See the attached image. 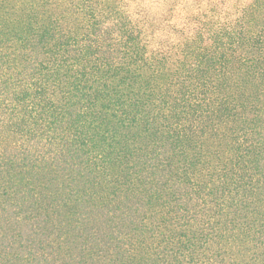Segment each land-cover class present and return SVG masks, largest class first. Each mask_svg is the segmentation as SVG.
Here are the masks:
<instances>
[{
	"label": "trees",
	"instance_id": "trees-1",
	"mask_svg": "<svg viewBox=\"0 0 264 264\" xmlns=\"http://www.w3.org/2000/svg\"><path fill=\"white\" fill-rule=\"evenodd\" d=\"M81 1L0 0V264H264V0Z\"/></svg>",
	"mask_w": 264,
	"mask_h": 264
},
{
	"label": "rangeland",
	"instance_id": "rangeland-1",
	"mask_svg": "<svg viewBox=\"0 0 264 264\" xmlns=\"http://www.w3.org/2000/svg\"><path fill=\"white\" fill-rule=\"evenodd\" d=\"M4 1L6 3V10L8 12L10 11L9 14L6 15V18H13V17L15 18L16 17L15 15H18V16L23 15L30 8H32L34 10L37 8L36 10L39 12V11H41V6H40L41 3L44 4L45 2L51 3V6L56 5L59 9L60 8H63V9H67L68 8V10L72 9L73 15L75 17L79 16V14H80V12H74L76 9L74 8L73 5L75 4V1L76 0H4ZM77 1H80V0H77ZM95 1L97 3L103 5L101 7H93V9L96 10V11L98 9H106V10H109V9H111V7L114 4V0H95ZM121 1H122L121 2V5H124V3H126V1H128V0H121ZM154 1L155 0H152L151 1V4ZM158 1L155 2L156 4H154L153 7H157V6L159 7V3H162L163 2V0L159 1V3H158ZM81 2H84V0H82ZM85 4H86V2H85ZM121 5H118V6H121ZM123 11L126 14L129 13V10L127 8L124 9ZM124 12H122V13H124ZM80 16H82V14ZM83 16H85V15H83ZM103 16H105V14L97 13V17L98 18L103 17ZM39 18H40V15H39ZM148 37H150V36H148Z\"/></svg>",
	"mask_w": 264,
	"mask_h": 264
}]
</instances>
